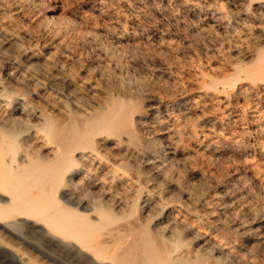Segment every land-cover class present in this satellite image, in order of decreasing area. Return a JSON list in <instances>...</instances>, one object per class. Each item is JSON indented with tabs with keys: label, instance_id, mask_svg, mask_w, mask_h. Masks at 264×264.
I'll return each mask as SVG.
<instances>
[{
	"label": "bare ground",
	"instance_id": "obj_1",
	"mask_svg": "<svg viewBox=\"0 0 264 264\" xmlns=\"http://www.w3.org/2000/svg\"><path fill=\"white\" fill-rule=\"evenodd\" d=\"M0 238L264 264V0H0Z\"/></svg>",
	"mask_w": 264,
	"mask_h": 264
},
{
	"label": "rangeland",
	"instance_id": "obj_2",
	"mask_svg": "<svg viewBox=\"0 0 264 264\" xmlns=\"http://www.w3.org/2000/svg\"><path fill=\"white\" fill-rule=\"evenodd\" d=\"M5 236V235H4ZM33 251L31 254H21L15 250V246L6 240L0 238V264H63L57 258L51 257L40 252L39 245L33 243V247L26 244ZM35 245V248H34Z\"/></svg>",
	"mask_w": 264,
	"mask_h": 264
}]
</instances>
